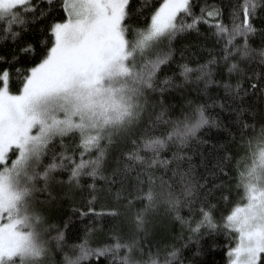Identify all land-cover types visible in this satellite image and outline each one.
<instances>
[{"label": "snow or ice", "instance_id": "1", "mask_svg": "<svg viewBox=\"0 0 264 264\" xmlns=\"http://www.w3.org/2000/svg\"><path fill=\"white\" fill-rule=\"evenodd\" d=\"M141 15L142 25L128 22ZM0 24V264H53L50 242L63 249L65 231L48 236L37 204L62 197L82 217L131 223L95 246L99 226L88 228L62 264H194L202 237L220 232L226 264H264V0H0ZM192 32L222 54L209 48L193 65L182 48L179 72L168 74L174 41ZM189 82L203 101L169 115L166 93ZM210 85L222 86L220 99ZM205 128L223 138L205 139ZM160 206L181 225L163 251L143 243Z\"/></svg>", "mask_w": 264, "mask_h": 264}, {"label": "trees", "instance_id": "2", "mask_svg": "<svg viewBox=\"0 0 264 264\" xmlns=\"http://www.w3.org/2000/svg\"><path fill=\"white\" fill-rule=\"evenodd\" d=\"M202 2V0H200ZM218 3L222 5H227L230 2H234V0H217ZM150 3L155 6L159 3V0H150ZM198 10V9H197ZM227 14V8L225 7V17ZM54 15L59 17L62 15L59 11L55 12ZM132 24L142 25L145 21L143 16L140 17H133L132 20L128 21ZM41 24L45 23V21H41ZM3 27V24H0V28ZM34 28L37 26H33ZM206 26H201V32L205 31ZM25 38L27 39H35V35L33 32L25 33ZM202 40V37L199 38ZM198 37L195 32H192L188 35L178 37L174 43L173 48L176 49L174 53L173 59L170 61L168 68L165 69V72L171 74L172 72H179L177 65L182 62L180 60L181 56V49H184V59L187 60L190 64H199L205 61L208 56L209 48L216 49L212 53V55L222 54L220 53V44L215 43L213 40H209L205 43L204 48H200L199 44L197 43ZM3 43V42H0ZM254 45L259 44V40L253 41ZM185 45L189 47L184 48ZM4 47H12L11 41L9 40L7 43L3 44ZM30 58V57H29ZM23 62V58H22ZM165 72H161L160 75L163 77ZM193 76L196 75L195 72L192 73ZM13 80H12V90L16 91L19 85V81L15 79V73H13ZM177 79H182L181 77L177 76ZM226 78L225 76H221L219 74L216 75L215 79H223ZM235 79V77H233ZM196 84L194 82H189L185 84L179 90H173L166 93V103H170L172 105V109L169 112V115H176L179 111L180 105L187 99H195L198 102H202L203 98L196 95ZM209 93L212 95L213 99H220L223 95V88L217 87L215 85L209 86ZM252 97H249V100H252ZM188 109L186 108L185 111ZM210 111H214L217 114H220L222 118H227V113H220L218 108L210 109ZM222 129H215L213 128L211 132H209L208 128H205L202 132L204 134L205 139H212L213 137L219 136V138H223ZM69 141L71 142V138L69 137ZM59 150V149H57ZM95 154V153H93ZM47 162V160H45ZM57 176L64 175L66 173L57 172ZM97 183L102 184L103 181L97 180ZM57 191L59 188L57 187ZM233 192L235 193V188H233ZM40 195V194H38ZM233 199L235 200L236 197L234 196ZM110 202V201H109ZM75 204L76 208L84 207V200L81 199V193H75ZM141 205L137 204L136 207H140ZM225 205L221 202V208L217 209L216 215H220V211L223 209ZM38 208L44 210L45 213V223L48 225H53L52 229L48 231L47 235L51 236L53 233L58 229H64L65 231V245L63 249H56L55 240H52L50 243L53 246V251L55 256L53 258V264H62V255L63 252H69V254H75V250L68 247L78 240L82 239L84 233L87 231L88 228H93L94 225H98L99 227L96 228L94 233L92 234L91 243L95 246L97 240L101 236H106L107 233L113 228L116 227L120 229L122 232H127L131 228L130 220L127 219L124 215L112 217V216H105L102 219L94 220L93 216L88 215L82 217L78 211H74L73 209V200L69 199L68 197H62L54 202L46 203V204H37ZM93 207H99V203L93 205ZM198 207V206H197ZM181 214L183 216H189L193 213L190 212L187 208L181 209ZM150 222L147 226V239L143 241L145 244H151L153 250L159 247L162 251L164 249V245L172 244L175 242L176 237L181 234V225L179 220L175 219L174 215L169 213L164 206L158 207L153 213L150 215ZM67 222V227H65V223ZM141 236H144L145 233L141 232ZM186 235V232H185ZM228 244L227 239L223 232L215 233L209 236L202 237L200 241V254L195 257L194 264H226V246ZM215 245V247H213ZM197 248L195 242L190 244L188 248L184 251V256L191 257L192 252H194ZM147 250V249H146ZM107 257H102L100 259V264H106ZM82 264H96V259L92 258L91 261H83Z\"/></svg>", "mask_w": 264, "mask_h": 264}]
</instances>
